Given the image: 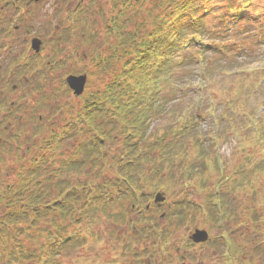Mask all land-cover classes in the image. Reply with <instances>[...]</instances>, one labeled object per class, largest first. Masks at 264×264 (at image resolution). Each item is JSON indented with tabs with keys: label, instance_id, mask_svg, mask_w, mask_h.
Here are the masks:
<instances>
[{
	"label": "trees",
	"instance_id": "16d2710c",
	"mask_svg": "<svg viewBox=\"0 0 264 264\" xmlns=\"http://www.w3.org/2000/svg\"><path fill=\"white\" fill-rule=\"evenodd\" d=\"M207 1L123 0L114 5L116 13L99 33L100 49L94 52L101 84L92 83L95 73H89L90 85L96 88L86 93L78 110L72 112L69 108L65 128L51 129L38 141L35 151L30 153L28 166L21 165L18 182L4 184L0 193L3 212L0 257L5 264H59L53 262L59 249L86 244L85 237L78 233L63 237L62 219L78 227H92L99 221V214H103L107 222H129L132 229L134 224H146L140 229L135 227L140 238L157 236L160 208L157 204L152 209L146 208L152 197L150 192L165 181L170 185L183 178L190 179L193 164L180 166L182 176L175 180L177 173L173 168L178 160L185 161L187 142L200 154L204 146L194 137L191 117L182 122L178 119L180 125L160 131H151L150 127L159 116L174 117L181 111L178 105L186 96L205 89L204 83L211 81L216 71L206 60L208 52L220 50L227 54L230 44L240 47L252 32L238 27L236 19L240 15L235 12L241 7L236 2L241 0L217 10L215 5L206 7ZM208 15L220 17L219 24L206 28L204 18ZM187 65H195L202 80L197 82L190 74L175 79L174 67ZM106 75L108 81H103ZM257 130L264 134V125L257 126ZM73 132L81 134V138L67 155L64 148ZM110 144L116 146L110 148ZM199 158L202 155L194 159ZM201 171L197 172L200 174L197 185L203 190L206 179ZM258 171L264 173V161L245 172L234 187L246 191L250 178ZM72 173L86 177L72 179L68 177ZM159 173L167 174L168 178H160ZM109 174L112 177H107ZM91 175L94 177L88 179ZM213 199L208 194L204 205L185 197L175 202L167 211V225L160 232V240L169 239L172 228L197 223L196 214L202 208L203 226L206 223L220 226L223 220H228L231 227L236 221V211L223 196L218 197V203ZM125 200L128 205L122 203ZM139 203L142 210H133ZM115 205L118 213H110V207ZM243 210L248 219L241 221L242 227H246L241 233L242 240L223 232L221 242L225 238L234 262H241L243 256L245 264H264V242L255 226L264 223L258 222L250 206ZM137 211L138 218L127 220L128 215L135 216ZM100 237L96 233V238Z\"/></svg>",
	"mask_w": 264,
	"mask_h": 264
},
{
	"label": "rangeland",
	"instance_id": "374dc122",
	"mask_svg": "<svg viewBox=\"0 0 264 264\" xmlns=\"http://www.w3.org/2000/svg\"><path fill=\"white\" fill-rule=\"evenodd\" d=\"M233 1L208 0L206 7L215 5L216 10L222 9ZM111 4L112 1L100 0L99 7L105 13L99 14L93 21H90L91 23L87 22L80 26L79 33H84L86 38L81 41V48L89 58H91L92 49L99 47L101 43L97 40L88 41L89 36L96 32L101 33L105 23L115 15L116 9ZM236 4L241 7L235 12V14L240 15L236 19L238 27L242 30L252 31L247 35L245 44L240 47L238 44H230L227 54H223L220 50L208 52L206 60L210 66L211 63L213 64L211 67L216 71L211 81L204 83L202 88L205 87V89L192 92L186 96L184 101L178 105L181 111L175 113V118L171 115L159 116L150 127L151 131H160L170 125L178 126L182 120L191 117L194 124V137L204 146L203 152L200 154L192 146V143L187 142L188 151L185 161L178 160L177 167L173 168L174 172L177 173L175 180L182 176L180 174L183 172L181 167L193 164V175L190 176V179L183 178L184 180H180V182L178 180L170 185L165 181L163 186L150 192L154 194L157 191H162L166 195V201L161 204L160 208L164 212V216L159 219L157 236L154 239L140 238L136 228H131L132 225L127 226L126 223L114 221L107 222L103 214H99V221H96L92 227L84 225L78 227L66 219H62L60 224L65 227L62 233L63 237L78 233L85 237L86 244L79 247H62L59 249V253L53 256V262L59 264H245L242 262L243 256L239 259L241 262H234L227 244L218 240H220L223 232L227 236L235 237L238 241L242 240L241 233L245 232L244 228L246 227H242L241 221L248 219L246 211L243 210L244 207L250 206L251 209H254L258 222L264 223L263 171L256 172L250 178V183L245 187L247 188L246 191L234 187V183L239 182L245 172H250L258 163L264 161V134L257 132V126L264 125V14L262 13L264 0H251L244 3L241 0L237 1ZM140 15L137 16V19L140 18ZM204 20L206 21V28H209L219 24L220 17L208 15ZM78 36L80 38V34ZM101 48L106 50L105 46ZM238 48L241 49L238 50ZM77 61H79L76 63L77 66L74 64L71 70L85 71L87 69L86 72H94L95 77L92 79V83L98 86V82L100 83L102 80L98 79L97 69L92 67L91 63L85 62L81 56ZM70 66L69 63V70ZM174 72L175 79L178 80H181L180 78L185 74L192 75V79L197 82L202 80V75L196 71L195 65L174 67ZM108 78L109 76L106 75L103 81H108ZM46 88L44 87V89ZM93 88L96 87L89 85L86 87V91ZM84 98L85 96L75 98L68 94L61 101L66 102L72 111L83 102ZM169 105L170 103L167 106ZM54 110L56 111V109ZM52 112H54L52 109L48 111L43 109L37 112V114L42 113L47 116L48 121L45 125H41L42 128L36 132L35 136L31 137V141L29 140L30 151L26 149L27 145H23L21 153L24 158L22 162L24 167L28 166L30 153L35 150V142L48 135V127L55 128L58 126V121H56L58 114L55 115ZM178 119H181V122H178ZM50 121H54V123L50 124ZM71 134L73 135L67 139V147L64 148L67 150V155H69L75 141L81 138V134H75V132ZM32 138L34 139L32 140ZM115 146L116 144L109 145L110 148ZM196 155H202V158L196 160L194 159ZM58 158L64 159L61 156ZM199 171L202 172L201 176L206 179V186L203 190H200L197 185L200 175L197 172ZM95 172L96 170H94ZM93 175L88 176V179H92ZM159 175L165 180L168 178L165 173H159ZM68 177L82 179L86 176H77L72 173ZM107 177H112V175L109 174ZM208 194L214 196V203H218V197L223 196L229 203V207L234 208L236 221L232 223L231 227L227 225L228 220H226L227 222L223 220L224 223L220 226L206 223L203 227L201 222L205 218V212L202 208L196 214L198 219L196 224L172 228L169 230L170 238L166 241L160 240V232L167 225L165 215L175 202L185 197L195 204L204 205L206 204L204 197ZM152 199L149 204H153ZM122 203L126 205L129 201L125 200ZM116 205L110 207V213H118L119 209ZM2 215L3 212L0 210V217ZM139 226L137 228L140 229ZM255 226L258 228L260 239L262 236L264 242V226L260 224ZM148 228L152 230L150 227ZM195 228L207 230L211 240L219 243L215 245H187L185 240H188V236ZM112 230L114 231L111 232ZM126 230H128L127 234H125ZM96 233L101 236L99 239L96 238ZM54 236L58 237L59 234L54 231ZM118 236L120 237L118 238ZM144 250L147 254L143 253ZM181 257L183 260H180ZM0 264H5L1 257ZM24 264H32V262H25Z\"/></svg>",
	"mask_w": 264,
	"mask_h": 264
},
{
	"label": "flooded vegetation",
	"instance_id": "af4514ba",
	"mask_svg": "<svg viewBox=\"0 0 264 264\" xmlns=\"http://www.w3.org/2000/svg\"><path fill=\"white\" fill-rule=\"evenodd\" d=\"M109 1L112 7L122 2ZM99 6L100 0H0V193L4 184L18 182L22 147L30 151L29 140L48 121L37 112L52 109L58 114V126L49 131L65 128L71 107L61 100L68 94L81 97L69 90L68 77L85 75L89 91L92 71L71 67L81 56L98 71L94 52L100 47L89 58L81 48L85 34L79 32L84 23L105 13ZM94 40L99 42V33L90 34L88 41Z\"/></svg>",
	"mask_w": 264,
	"mask_h": 264
},
{
	"label": "water",
	"instance_id": "95a60500",
	"mask_svg": "<svg viewBox=\"0 0 264 264\" xmlns=\"http://www.w3.org/2000/svg\"><path fill=\"white\" fill-rule=\"evenodd\" d=\"M68 85L69 87L74 91L75 95H80L82 94L84 90V86L86 83V76H69L68 77ZM155 202H163L165 201V195L164 193H157L154 198ZM190 239L195 242H205L208 239V234L205 230H196L191 236Z\"/></svg>",
	"mask_w": 264,
	"mask_h": 264
}]
</instances>
